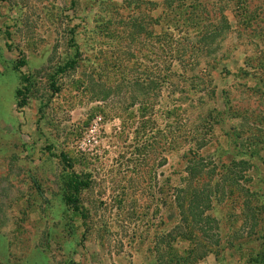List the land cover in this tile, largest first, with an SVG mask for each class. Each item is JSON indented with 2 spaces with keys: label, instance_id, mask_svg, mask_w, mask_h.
I'll return each mask as SVG.
<instances>
[{
  "label": "rangeland",
  "instance_id": "obj_1",
  "mask_svg": "<svg viewBox=\"0 0 264 264\" xmlns=\"http://www.w3.org/2000/svg\"><path fill=\"white\" fill-rule=\"evenodd\" d=\"M174 1L0 0V264H264V0Z\"/></svg>",
  "mask_w": 264,
  "mask_h": 264
},
{
  "label": "trees",
  "instance_id": "obj_2",
  "mask_svg": "<svg viewBox=\"0 0 264 264\" xmlns=\"http://www.w3.org/2000/svg\"><path fill=\"white\" fill-rule=\"evenodd\" d=\"M181 0H176L174 1L171 5L172 7L180 2ZM221 24L226 27L229 28L228 25V21L227 18L225 16H223V21L221 22ZM78 64V57H76L75 59H71L69 61H67L64 65H62L61 67H59L58 72L59 73H66L69 72L70 70H73L76 65ZM24 82L27 84L23 89H19L17 91V97L19 99L18 104L20 107H24L26 106V104L28 103L29 100V96L31 93V86H32V81L30 80V78L28 79L27 77H24ZM48 150H52L51 147H48ZM54 154V153H51ZM58 159H60V161L68 166L70 168V176H68L67 179V183H66V188L64 190V200L67 203V205L72 208L75 212H79V214H81V206L79 205L80 202V194L82 192V189L84 187V182L80 179V177L74 172L73 170V165L69 160V157L65 154V153H61L60 155H55ZM236 165V163H235ZM239 165H247V162H242ZM185 172L187 173V175L189 176V178L185 179L186 181H190V179H199V177L202 176V174H196V168L193 167L191 165V162L188 163V166L185 170ZM217 184V183H216ZM233 187H237L238 189H240L244 195H247L249 197V199H247V201H245L244 206H245V210L246 208H248L249 205H252V200L255 197V194L249 190L246 189L245 187H241V184L239 183V181H233L232 183ZM190 186V185H189ZM203 188V187H202ZM202 188H199L198 193L196 194L195 191L193 192V194L191 195L192 197L188 200V202H185V198H178L177 197V205L179 208V211L181 213H184L185 216L184 219L188 218V221L190 222L191 225V229H194V225L198 224L199 227H201V230L203 231L204 229L202 228V223H212L214 220L211 219V215L209 214L210 210L212 209V195L213 194H217L218 190L217 187H212L211 185L207 188L209 193L204 192V190ZM212 189H214L215 191L213 192ZM180 193H184L185 191L183 189H178ZM213 193V194H212ZM180 199V202H178V200ZM257 202V201H256ZM83 212V211H82ZM247 216V215H246ZM203 233L206 234V231H203ZM207 256V253H205L202 256H198L196 257V254L194 252V254L192 255V258L190 260V262L192 261L193 263H196L198 261H200L201 259H203L204 257Z\"/></svg>",
  "mask_w": 264,
  "mask_h": 264
}]
</instances>
